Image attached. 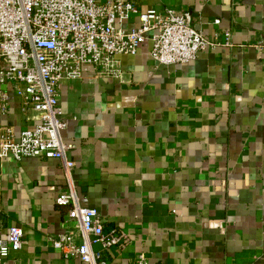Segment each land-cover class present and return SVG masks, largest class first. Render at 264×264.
<instances>
[{
  "label": "crops",
  "instance_id": "obj_1",
  "mask_svg": "<svg viewBox=\"0 0 264 264\" xmlns=\"http://www.w3.org/2000/svg\"><path fill=\"white\" fill-rule=\"evenodd\" d=\"M128 1L141 12L185 15L222 46L166 66L152 60L146 41L121 57L122 80H94L90 72L63 86L74 190L99 210L106 231L129 237L104 258L264 264V0ZM117 26L130 31L139 18ZM9 95L0 127L14 128L18 139L35 123ZM68 191L57 159H0V235L24 230L23 248L8 264H79L52 244L68 233L81 239L71 206L56 203Z\"/></svg>",
  "mask_w": 264,
  "mask_h": 264
},
{
  "label": "built area",
  "instance_id": "obj_2",
  "mask_svg": "<svg viewBox=\"0 0 264 264\" xmlns=\"http://www.w3.org/2000/svg\"><path fill=\"white\" fill-rule=\"evenodd\" d=\"M132 16L139 18L138 27L125 31L117 26ZM229 37L226 34L224 45ZM146 41L151 42L152 60L166 66L186 64L222 46L185 15L171 9L141 12L128 0H0V116L9 110L11 92L19 98L26 121L35 123L18 139L14 128L0 127V159L60 161L69 191L56 203L71 206L69 217L79 223L81 239L68 233L52 244L79 264H111L104 251L125 248L129 237L118 228L106 231L99 210L84 204L74 190L76 163L69 154L75 147L62 135L67 121L62 117L61 92L65 83L90 72L94 80H122L121 57L136 55ZM23 245L22 227H10L6 240L0 235V264H8ZM134 264H148L146 255H139Z\"/></svg>",
  "mask_w": 264,
  "mask_h": 264
}]
</instances>
